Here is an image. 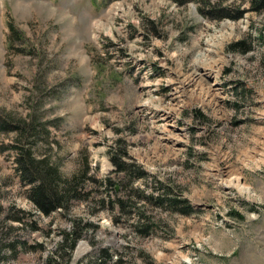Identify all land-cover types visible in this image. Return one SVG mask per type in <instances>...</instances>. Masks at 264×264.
Instances as JSON below:
<instances>
[{
  "label": "rangeland",
  "instance_id": "rangeland-1",
  "mask_svg": "<svg viewBox=\"0 0 264 264\" xmlns=\"http://www.w3.org/2000/svg\"><path fill=\"white\" fill-rule=\"evenodd\" d=\"M205 1L0 0V264H264V10ZM18 139L86 197L42 214Z\"/></svg>",
  "mask_w": 264,
  "mask_h": 264
},
{
  "label": "trees",
  "instance_id": "trees-1",
  "mask_svg": "<svg viewBox=\"0 0 264 264\" xmlns=\"http://www.w3.org/2000/svg\"><path fill=\"white\" fill-rule=\"evenodd\" d=\"M114 1V0H108ZM177 5H185L190 2H196L199 5L205 3V0H170ZM251 5V10L255 12H260L264 10V0H249ZM203 8V7H201ZM8 42L13 44V41L19 39V33L16 29L13 22L8 20ZM241 42L232 43L229 47L234 49ZM22 127L19 124H13L7 121L5 118L0 117V133H6L10 130H18L21 131ZM20 139L16 143H14L15 148V162L16 169L18 171L19 176L21 177V181L24 184L30 185L27 190V195L29 199L35 204L36 208L41 211L44 215H49L57 209H68L70 201L72 200H80L86 197V193H82L78 189L79 180L84 181L85 179L91 178L88 174V163L83 167L80 175H72L69 178L63 177L56 164H50L47 159L37 158L31 147H24L19 142ZM112 162L116 167L117 172H134L131 165L125 163L124 161L117 159L115 157L112 158ZM140 174H144L141 170L138 171V176ZM108 184L111 185L108 180ZM160 189H163L160 187ZM156 193L145 196L147 198H151L155 200V204L157 206L164 207L173 212H179L184 215H188L192 212V207L190 204L184 199H178L177 197L170 196L174 195V191L171 188H166L160 190ZM172 192V193H171ZM118 203L121 207H124L123 199H118ZM142 214V213H141ZM137 221L140 222V215L137 214ZM75 223L74 227L71 231H64L61 235L62 243L58 247V251L55 252L56 257H64V255L68 256L70 250L74 248L76 241L81 237L82 229L77 227V220L73 221ZM144 230V229H143ZM147 233V232H146ZM145 233V234H146ZM61 252V253H57ZM111 257V255H108ZM2 256L0 255V259ZM98 261L90 262L89 264H101L97 263Z\"/></svg>",
  "mask_w": 264,
  "mask_h": 264
},
{
  "label": "bare ground",
  "instance_id": "bare-ground-1",
  "mask_svg": "<svg viewBox=\"0 0 264 264\" xmlns=\"http://www.w3.org/2000/svg\"><path fill=\"white\" fill-rule=\"evenodd\" d=\"M114 10H115V9H114ZM81 245H82V244L79 245L78 250H77V252H76V255H78L80 252L83 251V247H82Z\"/></svg>",
  "mask_w": 264,
  "mask_h": 264
}]
</instances>
